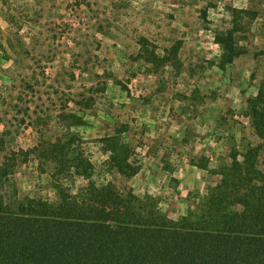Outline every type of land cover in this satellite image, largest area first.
<instances>
[{
    "label": "rangeland",
    "instance_id": "1",
    "mask_svg": "<svg viewBox=\"0 0 264 264\" xmlns=\"http://www.w3.org/2000/svg\"><path fill=\"white\" fill-rule=\"evenodd\" d=\"M229 30L241 56L222 68L216 38ZM143 39L169 60L149 63ZM0 42V167L18 158L9 195L56 200L40 149L70 132L97 186L150 195L178 220L203 209L232 154L263 145L248 102L264 85V0L0 1ZM109 138L129 147L137 176L114 168Z\"/></svg>",
    "mask_w": 264,
    "mask_h": 264
},
{
    "label": "trees",
    "instance_id": "2",
    "mask_svg": "<svg viewBox=\"0 0 264 264\" xmlns=\"http://www.w3.org/2000/svg\"><path fill=\"white\" fill-rule=\"evenodd\" d=\"M216 41L224 51L222 68L241 56L235 30L218 34ZM142 47L149 63L169 60L149 51L147 39ZM0 51L7 54L2 42ZM178 51L175 47L171 54L177 57ZM248 103L263 145L249 148L243 161L232 154L203 209L178 220L169 218L150 195L123 194L112 184L97 186L93 163L70 132L40 149L53 163L55 201L7 194L18 166L17 155H7L0 167V264H264V170L259 164L264 85ZM61 117L70 127L85 123L74 113ZM108 142L114 168L137 176L140 168L129 163V147L116 138ZM76 178L88 183L74 191Z\"/></svg>",
    "mask_w": 264,
    "mask_h": 264
}]
</instances>
